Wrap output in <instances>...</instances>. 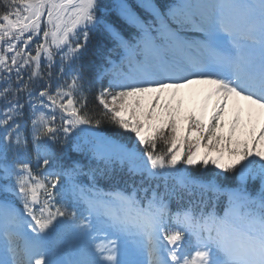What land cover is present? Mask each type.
Masks as SVG:
<instances>
[{
    "label": "snow or ice",
    "instance_id": "obj_1",
    "mask_svg": "<svg viewBox=\"0 0 264 264\" xmlns=\"http://www.w3.org/2000/svg\"><path fill=\"white\" fill-rule=\"evenodd\" d=\"M0 103V264H264V0H0Z\"/></svg>",
    "mask_w": 264,
    "mask_h": 264
},
{
    "label": "trees",
    "instance_id": "obj_2",
    "mask_svg": "<svg viewBox=\"0 0 264 264\" xmlns=\"http://www.w3.org/2000/svg\"><path fill=\"white\" fill-rule=\"evenodd\" d=\"M173 0H153L154 3L156 4H162V3H171ZM130 2L132 3H136L137 0H130ZM137 11L138 14L141 15V18H151L150 13L145 12L144 9H141L139 7H137ZM95 50V47L93 45V48L90 50L89 56L91 57V59H96V57L91 55V52ZM85 65H86V71L85 74L86 76H88L89 79H92L91 76V64L89 62V59H86L84 61ZM95 104V100H94V96H90L89 97V106L92 107ZM2 103H0V107H2ZM3 129H0V132H2ZM70 155L76 157V158H81V154L79 153H69ZM81 163L85 164V165H90L92 168H96V169H100V170H105V168L107 167V173L108 175L103 174L102 171H98L96 174V186L98 188L103 189L104 191H110L113 189V187H118L121 189L124 188H129L132 185V183L135 181L136 183H139L140 178L139 177H135V178H131L128 179V184L126 185L125 183H123L122 181H112L109 179V176L112 175H116V176H123L125 178H128V172H127V167L126 166H122L118 161L114 162L111 165H105V163L103 161H98L95 159H85V158H81ZM87 167L85 168V171L87 172ZM82 180L85 184H87L88 178L82 177ZM150 194V193H149ZM177 207L176 203L173 202L172 204V208L173 210H175Z\"/></svg>",
    "mask_w": 264,
    "mask_h": 264
}]
</instances>
